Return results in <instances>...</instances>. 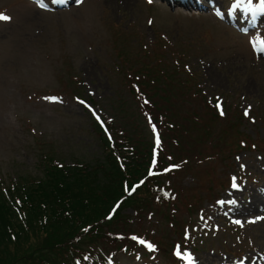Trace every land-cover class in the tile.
Returning <instances> with one entry per match:
<instances>
[{
  "label": "rangeland",
  "instance_id": "obj_1",
  "mask_svg": "<svg viewBox=\"0 0 264 264\" xmlns=\"http://www.w3.org/2000/svg\"><path fill=\"white\" fill-rule=\"evenodd\" d=\"M211 1L0 0L11 18L0 22V182L42 177L43 150L62 163L101 151L82 102L143 152L156 141L143 111L150 102L166 138L158 171L160 159H188L161 178L177 199L156 213L125 208L133 221L117 232L144 231L166 252L154 258L137 246L112 264H174L177 241L183 264L185 254L192 264H264V1L258 22L246 20L249 3L240 11ZM115 244L94 248L133 247Z\"/></svg>",
  "mask_w": 264,
  "mask_h": 264
},
{
  "label": "trees",
  "instance_id": "obj_2",
  "mask_svg": "<svg viewBox=\"0 0 264 264\" xmlns=\"http://www.w3.org/2000/svg\"><path fill=\"white\" fill-rule=\"evenodd\" d=\"M153 88V95L162 98V87ZM178 89L179 85L175 92ZM151 108L147 103L143 105L147 115L152 114ZM91 126L101 149L91 160L62 163L50 150H43L38 159L42 177L29 174L0 182V264H77L81 260L83 264H109L112 253L121 251L134 257L138 238L151 239L144 231H132L134 235L117 233L121 225L127 228L133 221L131 214L123 210L132 208L134 215L148 210L156 213L155 205L177 199L161 178L184 168L182 163L188 159L175 161L171 156L170 163L181 165L174 171L166 169L168 159H160L163 175H153V143L149 152H143L146 146L142 148V142L138 146L137 140L123 130L120 132L124 138L119 139L117 121L110 123L112 141L96 122ZM112 211L114 215L108 217ZM126 239L132 248L125 244L102 254L94 248L100 242L117 245ZM155 250L158 254L166 252L161 245Z\"/></svg>",
  "mask_w": 264,
  "mask_h": 264
},
{
  "label": "snow or ice",
  "instance_id": "obj_3",
  "mask_svg": "<svg viewBox=\"0 0 264 264\" xmlns=\"http://www.w3.org/2000/svg\"><path fill=\"white\" fill-rule=\"evenodd\" d=\"M251 2V0H249ZM262 7H264V4H262ZM10 17H8L6 14H0V22H10ZM223 115V113H221ZM247 115V112L245 113ZM155 130V129H154ZM157 145H159V138H157ZM235 187V184L233 185ZM134 190V189H133ZM141 243H145L144 241H140ZM150 249L153 248L151 244L148 245ZM187 257V260L189 261V264H192V257L190 254H185Z\"/></svg>",
  "mask_w": 264,
  "mask_h": 264
}]
</instances>
